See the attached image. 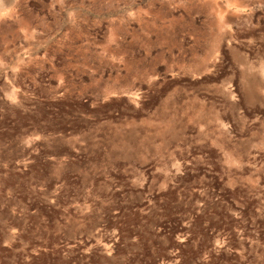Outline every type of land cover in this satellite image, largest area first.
Instances as JSON below:
<instances>
[{"label": "rangeland", "instance_id": "rangeland-1", "mask_svg": "<svg viewBox=\"0 0 264 264\" xmlns=\"http://www.w3.org/2000/svg\"><path fill=\"white\" fill-rule=\"evenodd\" d=\"M0 264H264V0H0Z\"/></svg>", "mask_w": 264, "mask_h": 264}, {"label": "water", "instance_id": "water-1", "mask_svg": "<svg viewBox=\"0 0 264 264\" xmlns=\"http://www.w3.org/2000/svg\"><path fill=\"white\" fill-rule=\"evenodd\" d=\"M221 89H222V92L224 93V95H226V96H229V95L231 94V92H232L231 87L228 85V83H227L226 81H223V82L221 83ZM136 94H137V93L134 92V93L132 94V96H128V98H129L130 100H136V98L134 97V95H136Z\"/></svg>", "mask_w": 264, "mask_h": 264}]
</instances>
